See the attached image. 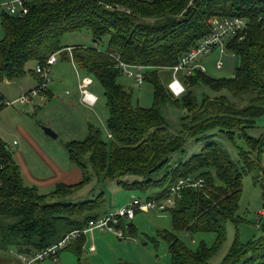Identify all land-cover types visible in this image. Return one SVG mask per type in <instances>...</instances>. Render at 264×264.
I'll return each instance as SVG.
<instances>
[{
  "label": "trees",
  "instance_id": "1",
  "mask_svg": "<svg viewBox=\"0 0 264 264\" xmlns=\"http://www.w3.org/2000/svg\"><path fill=\"white\" fill-rule=\"evenodd\" d=\"M23 7L18 15L5 11L0 16V85L23 78L26 63L43 67L57 55L55 62H70L91 79L89 90L99 91L108 137L103 141L99 129L88 125L83 139L64 143L81 179L46 191L24 182L11 147L0 139V254L7 249L38 252L112 213L104 207L103 186L108 183L121 191L149 193L145 200L163 203L178 180L189 178L200 184L182 188L173 204L163 208L170 207L171 231L157 236L166 245L170 264H208L225 240L226 224L239 222L243 178L258 171L264 180L260 167L264 135L254 139L247 134L264 116V1L24 0ZM219 17L240 18L246 24L242 38L226 45L234 55L235 73L223 79H210L199 71L177 75L183 92L173 97L167 89L171 68L209 32L208 22ZM80 30L90 34L91 47L62 45L64 35ZM102 38L106 44L99 50L96 42ZM116 58L141 68V83H133L151 87L150 107H140L132 91L119 83L123 76L115 68ZM30 76L39 95L50 98L48 74L43 79L34 70ZM5 101L0 93V111ZM168 108L183 111L173 134L165 116ZM219 137L235 148L239 163L229 158ZM187 142L192 147L198 144V150L185 148ZM91 180L97 190L94 196L66 199ZM113 226L131 225L118 219ZM180 234H210L213 245L199 243L192 250L178 238ZM83 238L73 241L77 251ZM221 264H264V243L257 239L241 245L235 237Z\"/></svg>",
  "mask_w": 264,
  "mask_h": 264
},
{
  "label": "rangeland",
  "instance_id": "2",
  "mask_svg": "<svg viewBox=\"0 0 264 264\" xmlns=\"http://www.w3.org/2000/svg\"><path fill=\"white\" fill-rule=\"evenodd\" d=\"M10 1L0 0V16L6 14L2 5ZM2 37L3 33L0 26V39ZM61 43L63 46L79 45L84 47H91L93 44L90 34L85 30L64 35ZM96 43L97 48L100 50L105 47L106 39L102 38L101 42L97 41ZM215 61L221 63V68L218 70L214 68ZM203 67L204 76L210 79L230 78L235 73L236 62L227 53L218 55L217 52H213L205 60ZM35 68L36 65L33 62L25 64V76L17 80L18 83H22L21 91L17 89V91L13 92L9 87L0 85V93L8 98L6 100H16V98L24 94L21 92L26 89L25 85L27 82L34 83L30 75ZM48 70L46 89L51 92V98L38 95L36 98H31L28 104L15 102L0 111V139L11 147L14 160L17 159L15 154L20 150L22 145L24 146L22 139L17 135L21 128L34 138L35 144H42L43 146L46 144L50 148L55 146L57 153L62 157L64 154L66 155L64 143L83 139L85 136V126L88 123L99 129L102 140L107 141V134L103 125L107 114L103 98L97 88H90V92L97 98V103L92 109L78 105H75L73 109L69 100L73 99L78 103L77 83L78 80L84 77V73L78 71L73 65L68 63L60 64L59 61L52 68H48ZM119 83L132 91L133 101L140 107L148 108L151 106L152 90L149 85L142 84L137 87L132 79L126 77H121ZM203 89L202 91L204 92L205 90ZM216 96V94L210 95V97ZM182 115L183 111L179 109L168 108L166 110L165 116L170 126V133L173 134L177 131L173 127H177ZM44 127L48 128L58 137L52 139L45 136L41 130ZM247 134L254 139H258L264 135V116L259 118L255 127L248 130ZM13 140L16 141V146H12L11 142ZM219 140L229 158L237 162L238 156L235 148L221 137H219ZM192 145L195 146L192 147L187 142L185 148L188 147L197 151L198 144L193 143ZM237 145L241 146L240 143H237ZM260 167L264 172V146L260 153ZM94 183L95 181L91 180L83 189L67 195L66 199L70 202H75L88 199L92 195L94 196L97 193V190L93 191L95 189L93 188ZM261 188L264 189V180L258 171L252 172L243 178L241 196L236 212L239 222L237 226L230 223L226 224L225 240L209 259L208 264H221L235 237H237L241 245H246L248 242L257 239H261L264 243V212L262 216L258 215L264 204ZM103 190L105 192L104 207L108 211H116L115 209L124 205L128 199H140L144 201L150 195L149 193L144 194L135 191H121L112 183L103 186ZM169 208L164 211L156 209L135 213L133 219L130 221V228L126 227L122 229L124 233L123 239H118L114 234L106 231L89 230L83 235V246L80 251L76 249V242H71L58 252L54 260L45 259L39 264H170L166 245L157 236L159 232L171 231L167 213ZM178 238L192 250L196 249L199 243H203L206 247L210 248L214 241L210 234H196L192 237L180 234ZM14 258V251L7 249L4 255L0 254V264H17Z\"/></svg>",
  "mask_w": 264,
  "mask_h": 264
},
{
  "label": "built area",
  "instance_id": "3",
  "mask_svg": "<svg viewBox=\"0 0 264 264\" xmlns=\"http://www.w3.org/2000/svg\"><path fill=\"white\" fill-rule=\"evenodd\" d=\"M62 1V0H60ZM143 2H150L152 0H141ZM239 1H264V0H239ZM24 0H12V2L4 4L3 7L9 16H14L20 14L24 11L23 7ZM208 33L200 39L196 44L186 51L179 59L178 63L171 68V80L167 84V89L173 97L179 96L183 92V87L178 80V76H189L193 71L204 72V61L213 53L217 52L218 55L227 53L232 58L234 55L229 53L226 49L228 40L236 38L239 41L246 29L245 21L240 18H229V17H219L212 18L209 22ZM55 56H50L45 65L37 66L35 72L43 79L47 78L48 68L54 64ZM115 68L121 73L123 77L132 79L135 84H140L142 81L141 68L138 66L127 65L121 62L118 58L115 59ZM215 69L221 68V63L215 61ZM91 85V79L89 77H83L78 80L77 83V93L78 99L81 106L84 108H91L97 102V98L93 95L89 87ZM39 95L37 89H32L29 92L20 95L14 101H5V106L9 107L15 102H20L23 104H28L33 97ZM12 146L16 145V141L11 142ZM200 184V181H193L192 179L178 180L168 191V195L161 201L163 203H157L160 200H140L132 199L122 208L115 212L108 213L107 215L97 218L96 220H91L87 223V226L82 230H75L63 237L57 244L42 249L38 252H33L29 254L15 253L14 260L17 264H38L43 262L45 259L54 260L60 250L68 246L71 242L83 236L89 230L106 231L108 233L114 234L118 239L124 238V233L122 229H115V225L118 219H122L127 223L132 220L135 212H146L149 210L162 211L165 206H171L179 196L180 190L185 187L196 188ZM264 212V205L258 212L259 216H262ZM6 250H4L5 254Z\"/></svg>",
  "mask_w": 264,
  "mask_h": 264
},
{
  "label": "crops",
  "instance_id": "4",
  "mask_svg": "<svg viewBox=\"0 0 264 264\" xmlns=\"http://www.w3.org/2000/svg\"><path fill=\"white\" fill-rule=\"evenodd\" d=\"M55 58L58 59L57 55L55 56ZM56 63L57 60L49 67V69L55 66ZM61 63H68L72 65L70 62ZM30 78L34 83L30 81L27 82L25 85L26 89H24V91H22L21 93L25 94V92L27 93L28 91L35 88L36 84L34 79L32 78V76H30ZM2 86L9 87V89L13 92L17 91V89H19L20 91L22 90V83H18L17 81L4 82ZM47 92L51 98V92L49 90H47ZM4 98L8 99L5 96ZM69 103L72 104L71 107L73 109L75 108V105L81 106V104L79 103V99L78 103L73 99L69 100ZM93 107H91V109ZM88 125L89 123L85 126V133ZM17 135L22 139V143H24V146L22 145V147L20 148V150L22 151L18 150V152L15 154L17 159L14 160V162L18 164L16 165L18 166L20 174L26 184L36 186L46 191L50 188H53L57 184L73 185L80 181L81 173L79 169L69 162L65 154L63 157L60 156L57 153L55 146H53V148L46 146V144L45 146H43L42 144H38V146L37 144H35V141L33 140L34 138L23 128L19 130ZM57 137L58 136L56 135V138ZM129 201L130 200L128 199V201L124 205H126ZM124 205H122L121 207H123ZM121 207L116 208L115 210L117 211V209H120Z\"/></svg>",
  "mask_w": 264,
  "mask_h": 264
},
{
  "label": "water",
  "instance_id": "5",
  "mask_svg": "<svg viewBox=\"0 0 264 264\" xmlns=\"http://www.w3.org/2000/svg\"><path fill=\"white\" fill-rule=\"evenodd\" d=\"M42 132L44 133L45 136H47L48 138H52L55 139L56 135H54L48 128H41Z\"/></svg>",
  "mask_w": 264,
  "mask_h": 264
}]
</instances>
